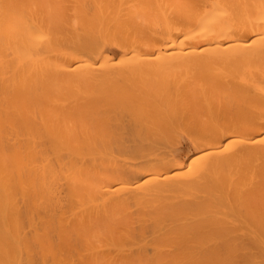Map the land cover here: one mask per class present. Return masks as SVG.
<instances>
[{"label": "bare ground", "instance_id": "1", "mask_svg": "<svg viewBox=\"0 0 264 264\" xmlns=\"http://www.w3.org/2000/svg\"><path fill=\"white\" fill-rule=\"evenodd\" d=\"M0 264H264V0H0Z\"/></svg>", "mask_w": 264, "mask_h": 264}, {"label": "rangeland", "instance_id": "2", "mask_svg": "<svg viewBox=\"0 0 264 264\" xmlns=\"http://www.w3.org/2000/svg\"><path fill=\"white\" fill-rule=\"evenodd\" d=\"M105 52L106 53H108V54H110L114 59V61L116 60L117 61V59H119L118 57L119 56H121L122 55V52L121 51H119L118 49H116V48H111V47H108V48H106L105 49ZM115 61V62H116ZM181 74V76L179 77V78H181L182 79V73H180L179 72V75ZM109 76V79H108V77L107 78H105V79H107V81L106 80H103L104 81V83L105 82H109V83H107V84H110V85H112V87H115L116 85L118 86V85H122V84H124L126 81H123V80H121L120 78H116V77H113V74H112V77H113V81H114V78H115V80L117 79V81L115 82V83H117V84H113L114 82H112V78H110L111 76H110V74L108 75ZM118 79H119V81H118ZM110 80H111V83H110ZM121 81H123L124 83H122ZM146 81H148V80H146ZM155 81V80H154ZM118 82H120L121 84H118ZM144 82V81H143ZM142 82V83H143ZM151 82H153V81H151ZM150 82V83H151ZM150 83H148V84H150ZM106 84V83H105ZM141 84V83H140ZM143 84H146V83H143ZM155 84V82L154 83H152L151 85H154ZM111 87V86H110ZM110 92H111V94H115V93H113V90H110ZM113 96V95H112ZM116 97V96H115ZM115 97L113 96V97H111V99L109 100L108 99V104L107 103H105V104H103V103H99V105L101 104H103V106L104 105H106V106H108L109 105V103H111V101H113V98L115 99ZM129 97V96H128ZM109 98H110V96H109ZM130 98V97H129ZM118 100L119 101H121L120 100V98L118 97V99H115V101H117L118 102ZM122 100H124V99H122ZM110 101V102H109ZM115 101H114V103L112 102L111 103V105H109L108 106V109H107V107L105 106L104 108H103V106L101 107V106H99V108H100V110H101V113H103V110H105L104 112L105 113H103L101 116L103 117H106L107 118V120H109L108 118H112V120H114V123H113V121H111L112 123H113V126H114V124H118V122H119V120H118V122L116 121V119L118 118V119H120V113H119V109L117 110V108L115 109V107H116V104H117V107L119 106V104L118 103H115ZM103 102V101H102ZM105 102V101H104ZM98 104V103H97ZM97 104H95V105H97ZM114 104V105H113ZM113 107V109L111 110V108ZM99 108H98V110H99ZM102 108V109H101ZM93 110H95V112L94 113H96L97 114V112H98V114L97 115H99V114H101V113H99L100 112V110L99 111H97V107H94V109ZM109 110V111H108ZM106 111L107 112H109L108 114H106ZM113 111V112H112ZM124 113V112H123ZM122 113V115H124ZM127 113V112H126ZM129 114V113H128ZM241 114V113H240ZM97 115H94L93 117L94 118H96L95 116H97ZM106 115V116H105ZM111 115H112V117H111ZM121 115V117H123L122 119L123 120H125V117L124 116H122ZM242 115V114H241ZM100 116V115H99ZM240 115H238V117H239ZM244 115H242V117H243ZM98 117V116H97ZM115 117H116V119H115ZM128 117V116H127ZM241 118V117H240ZM121 121V120H120ZM117 122V123H116ZM124 123V122H123ZM115 126H117V125H115ZM119 127V126H118ZM118 127H117V130H115L117 133L119 132L120 133V131H118ZM111 128V127H110ZM113 128V127H112ZM115 129V128H114ZM120 129V128H119ZM110 130V129H109ZM113 130V129H112ZM178 130V129H177ZM181 132H180V131ZM178 131H176L175 132V134H174V138L171 140V148H172V152H173V155H174V157L175 158H179V159H177V161H184V163H186L188 160H187V158L188 159H190L193 155H195V150H194V145L193 144H191L192 143V140H191V137L189 138V134H188V136L186 135V132L182 129V128H180ZM112 132V131H111ZM116 132H114V134L116 133ZM178 132V133H177ZM109 134H110V132H109ZM180 134V135H179ZM112 136H113V134H111ZM116 135V134H115ZM119 136V138L121 137L120 135H118ZM176 136L178 137V138H176ZM112 137H110V139H111ZM112 139H114V136H113V138ZM111 139V140H112ZM175 139H177V140H175ZM173 140H175L174 142H172ZM191 140V141H190ZM176 142V143H175ZM174 144V145H173ZM170 145V144H169ZM176 146V147H175ZM175 147V148H174ZM176 155H175V154ZM189 156H191V157H189Z\"/></svg>", "mask_w": 264, "mask_h": 264}]
</instances>
